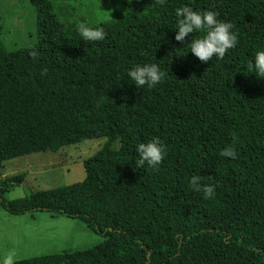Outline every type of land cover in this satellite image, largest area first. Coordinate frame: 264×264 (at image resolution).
Returning <instances> with one entry per match:
<instances>
[{"label":"trees","instance_id":"trees-1","mask_svg":"<svg viewBox=\"0 0 264 264\" xmlns=\"http://www.w3.org/2000/svg\"><path fill=\"white\" fill-rule=\"evenodd\" d=\"M29 3L36 42L0 45V176L105 141L82 184L17 204L24 176L1 178L0 208L103 241L7 264H264V0H125L97 24Z\"/></svg>","mask_w":264,"mask_h":264},{"label":"rangeland","instance_id":"rangeland-1","mask_svg":"<svg viewBox=\"0 0 264 264\" xmlns=\"http://www.w3.org/2000/svg\"><path fill=\"white\" fill-rule=\"evenodd\" d=\"M64 12L63 21L97 24L124 14L125 0H54ZM55 12H57L55 10ZM36 15L29 0H0V45L13 51L32 46ZM104 139L61 148L57 153H35L3 163L1 178L23 175L22 184L6 193L18 203L36 191H52L86 179L85 166L104 144ZM93 162V163H92ZM99 167H97L98 169ZM103 238L75 219L48 212L12 216L0 208V264L67 252L89 250Z\"/></svg>","mask_w":264,"mask_h":264}]
</instances>
